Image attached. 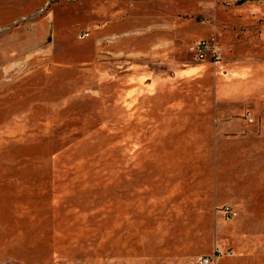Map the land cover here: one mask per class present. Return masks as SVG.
Listing matches in <instances>:
<instances>
[{"label":"rangeland","instance_id":"rangeland-1","mask_svg":"<svg viewBox=\"0 0 264 264\" xmlns=\"http://www.w3.org/2000/svg\"><path fill=\"white\" fill-rule=\"evenodd\" d=\"M102 1L0 0V264L203 259L183 258L193 238L181 221L191 216L176 200L194 173L175 159L191 149L162 146L160 117L143 115L175 107L174 93L145 99L126 69L113 73L110 40H79L103 4L122 9L134 0ZM168 1L182 11L185 32L193 27L183 66L202 64L193 53L201 41L224 59L264 57V0ZM203 86L184 84L178 106H210Z\"/></svg>","mask_w":264,"mask_h":264},{"label":"crops","instance_id":"crops-1","mask_svg":"<svg viewBox=\"0 0 264 264\" xmlns=\"http://www.w3.org/2000/svg\"><path fill=\"white\" fill-rule=\"evenodd\" d=\"M55 12L50 13L52 21ZM181 14L176 1L134 0L122 9L103 4L97 22L82 32L89 37L80 41L102 47L110 40L113 73L119 77L127 70L130 81L143 83L145 99L174 93L175 107H145L143 115L160 117L156 124L162 146L176 142L191 149L175 159L191 165L183 167L184 173H194L184 178L189 186L176 199L191 216L181 221L193 238L192 250L183 258L264 264V57L231 55L214 64L209 56L202 64L183 66L185 33L189 41L195 37L193 27L185 32ZM206 81L211 89L203 93ZM184 84L203 86L199 89L210 106L201 100V106H178ZM226 206L238 212L237 218H225L219 208Z\"/></svg>","mask_w":264,"mask_h":264},{"label":"built area","instance_id":"built-area-1","mask_svg":"<svg viewBox=\"0 0 264 264\" xmlns=\"http://www.w3.org/2000/svg\"><path fill=\"white\" fill-rule=\"evenodd\" d=\"M88 37H89L88 33H81L79 36V40H84L87 39ZM193 53L196 61H204L209 56H211L214 64H216L222 58L221 51L217 49L212 43L207 41H201L200 43H198L195 46ZM248 121L252 123V119L250 117H248ZM221 212L224 214L227 220L235 219L238 216L237 213L233 210V208L229 206L223 207L221 209ZM216 254H219V251H216ZM212 261L213 260L210 258H203L198 260V263L211 264Z\"/></svg>","mask_w":264,"mask_h":264},{"label":"trees","instance_id":"trees-1","mask_svg":"<svg viewBox=\"0 0 264 264\" xmlns=\"http://www.w3.org/2000/svg\"><path fill=\"white\" fill-rule=\"evenodd\" d=\"M242 2H244V1H242ZM242 2H241V3H242Z\"/></svg>","mask_w":264,"mask_h":264}]
</instances>
